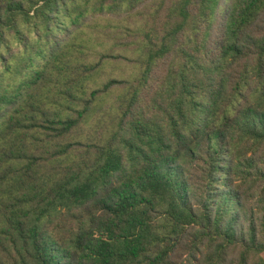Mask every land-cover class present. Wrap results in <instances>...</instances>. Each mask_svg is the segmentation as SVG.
<instances>
[{
	"label": "trees",
	"instance_id": "1",
	"mask_svg": "<svg viewBox=\"0 0 264 264\" xmlns=\"http://www.w3.org/2000/svg\"><path fill=\"white\" fill-rule=\"evenodd\" d=\"M0 264H264V0H0Z\"/></svg>",
	"mask_w": 264,
	"mask_h": 264
}]
</instances>
